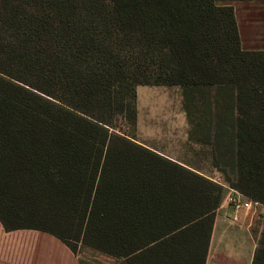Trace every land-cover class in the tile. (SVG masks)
Instances as JSON below:
<instances>
[{
	"label": "trees",
	"instance_id": "16d2710c",
	"mask_svg": "<svg viewBox=\"0 0 264 264\" xmlns=\"http://www.w3.org/2000/svg\"><path fill=\"white\" fill-rule=\"evenodd\" d=\"M220 1L0 0L5 229L128 264H204L225 189L135 140L138 85L180 86L188 140L264 205V49L243 47ZM253 232L264 264V223Z\"/></svg>",
	"mask_w": 264,
	"mask_h": 264
},
{
	"label": "crops",
	"instance_id": "0c3cea01",
	"mask_svg": "<svg viewBox=\"0 0 264 264\" xmlns=\"http://www.w3.org/2000/svg\"><path fill=\"white\" fill-rule=\"evenodd\" d=\"M231 4L243 47L264 49V0H235ZM152 149L176 160L156 148ZM224 194L215 212L204 264H253L258 244V236L253 232V228L259 224L256 210H242L236 218L224 200ZM196 226L202 228V236L203 228L208 233V223L206 227L203 222ZM203 248L202 241L196 244L197 257L200 252L203 254ZM0 264L84 263L77 249L52 232L29 228L7 230L0 221ZM189 264H201V260Z\"/></svg>",
	"mask_w": 264,
	"mask_h": 264
},
{
	"label": "rangeland",
	"instance_id": "374dc122",
	"mask_svg": "<svg viewBox=\"0 0 264 264\" xmlns=\"http://www.w3.org/2000/svg\"><path fill=\"white\" fill-rule=\"evenodd\" d=\"M224 1L226 0L220 2ZM137 94L136 141L156 148L183 164L201 167L206 176L219 174L210 165L208 148L188 140L189 125L184 108L183 90L180 86L138 85ZM256 215L259 221L256 227H262L264 205L260 204L257 207ZM76 245L84 264H126L125 260L83 243Z\"/></svg>",
	"mask_w": 264,
	"mask_h": 264
},
{
	"label": "built area",
	"instance_id": "2783aa9c",
	"mask_svg": "<svg viewBox=\"0 0 264 264\" xmlns=\"http://www.w3.org/2000/svg\"><path fill=\"white\" fill-rule=\"evenodd\" d=\"M215 182L221 184L225 189L224 200L228 206L234 211L235 217H238V213L242 210H257V207L261 204L260 202L253 200L236 188L230 186L221 176L212 175L208 176Z\"/></svg>",
	"mask_w": 264,
	"mask_h": 264
}]
</instances>
